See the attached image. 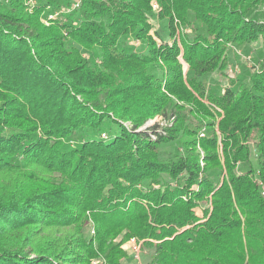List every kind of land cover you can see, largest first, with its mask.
Instances as JSON below:
<instances>
[{"label":"trees","instance_id":"1","mask_svg":"<svg viewBox=\"0 0 264 264\" xmlns=\"http://www.w3.org/2000/svg\"><path fill=\"white\" fill-rule=\"evenodd\" d=\"M31 1L0 4V264H264V55L226 68L264 0Z\"/></svg>","mask_w":264,"mask_h":264},{"label":"rangeland","instance_id":"2","mask_svg":"<svg viewBox=\"0 0 264 264\" xmlns=\"http://www.w3.org/2000/svg\"><path fill=\"white\" fill-rule=\"evenodd\" d=\"M59 1L63 5H66L68 2L71 3L72 0H59ZM2 3H3V0H0V4H2ZM255 15H256L257 19L264 21V6L258 7L255 10ZM158 23L161 25L160 22H158ZM163 34H164V31H163ZM231 49H232V51H230L231 61L227 64L226 68L228 70V73L231 74V76L237 77L239 75V73H240V75L242 74L243 68H245V70H252L253 65L256 64V62L264 55V42L261 41V42L253 44L252 46L249 47L247 52H244V50L237 49V48H235V49L231 48ZM235 50H239V51H235ZM229 68H231L233 70L236 68L237 71L236 72H234V71L230 72ZM237 72H238V74H235ZM212 77H213V79H216V80H223L220 76L212 75ZM224 82H225V80H223V83ZM156 121L162 123L161 122L162 120L160 117H156L155 119H153L149 123L151 124V123L156 122ZM171 147L172 146H166L162 149V151L164 153L170 152V151H172ZM48 179H50V178H48ZM43 180H47L45 175L43 176ZM16 184H17V182L14 180L13 177H9L7 175L6 176H0V194H4L2 189L9 192L10 190L15 188ZM196 213L198 216H201V211L199 209H196ZM90 233H92L91 228H87L86 236H89ZM119 239H121V236H119L116 240H119ZM121 248H123V250L127 254V259L124 262L125 264H145L146 257H147L148 253H145V252L140 250L139 262L135 263L131 259L132 253L130 251V246L128 244V240L121 243Z\"/></svg>","mask_w":264,"mask_h":264},{"label":"built area","instance_id":"3","mask_svg":"<svg viewBox=\"0 0 264 264\" xmlns=\"http://www.w3.org/2000/svg\"><path fill=\"white\" fill-rule=\"evenodd\" d=\"M29 2L32 4L33 2L31 0H29ZM153 8L156 10L157 9V4L154 2L153 3ZM249 59V58H248ZM229 71H236V68L233 70L231 68H229ZM263 192H264V185H263ZM91 232H93L91 230ZM128 244L130 246V251L132 253V260L135 262V263H138L139 262V258H140V250H141V247H140V242L137 241L135 238L131 237L128 239ZM92 264H107L102 258H97V259H94L92 260L91 262Z\"/></svg>","mask_w":264,"mask_h":264},{"label":"water","instance_id":"4","mask_svg":"<svg viewBox=\"0 0 264 264\" xmlns=\"http://www.w3.org/2000/svg\"><path fill=\"white\" fill-rule=\"evenodd\" d=\"M186 68H187V66L185 65V66H184V69H186Z\"/></svg>","mask_w":264,"mask_h":264}]
</instances>
